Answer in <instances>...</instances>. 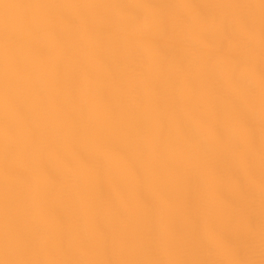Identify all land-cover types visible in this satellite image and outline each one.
Returning <instances> with one entry per match:
<instances>
[{
	"label": "bare ground",
	"instance_id": "obj_1",
	"mask_svg": "<svg viewBox=\"0 0 264 264\" xmlns=\"http://www.w3.org/2000/svg\"><path fill=\"white\" fill-rule=\"evenodd\" d=\"M0 264H264V0H0Z\"/></svg>",
	"mask_w": 264,
	"mask_h": 264
}]
</instances>
